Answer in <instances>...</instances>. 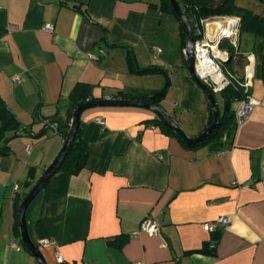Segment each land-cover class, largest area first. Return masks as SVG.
Wrapping results in <instances>:
<instances>
[{
	"label": "crops",
	"instance_id": "obj_1",
	"mask_svg": "<svg viewBox=\"0 0 264 264\" xmlns=\"http://www.w3.org/2000/svg\"><path fill=\"white\" fill-rule=\"evenodd\" d=\"M152 3L159 0H0V93L31 131L21 141L25 151L14 146L0 154V264L34 263L18 241L15 206L65 141L51 131L34 133L45 119L67 120L66 99L77 83L94 85L97 99L160 89L164 76L129 72V47L141 66L170 70L171 90L173 70L186 83L179 23ZM222 21L209 19V37ZM256 60L254 53L236 59L235 75L251 76L255 106L220 145L187 148L153 125L156 114L146 108L84 111L86 167L77 175L56 172L26 211L47 263L57 264L60 255L74 264H264V78L256 75ZM221 216L230 217L224 228L204 229ZM148 217L159 232L134 235Z\"/></svg>",
	"mask_w": 264,
	"mask_h": 264
},
{
	"label": "trees",
	"instance_id": "obj_2",
	"mask_svg": "<svg viewBox=\"0 0 264 264\" xmlns=\"http://www.w3.org/2000/svg\"><path fill=\"white\" fill-rule=\"evenodd\" d=\"M178 3L192 25L195 40H200L203 37V19L213 16H237L241 18L239 27V42L237 45L229 42L228 40H223L220 43V48L228 51L229 54L226 60L221 61L223 64L226 65L224 66L225 68L222 67L221 63H219L221 66V70L228 78L229 83L222 90L216 91L214 93L217 101L218 94H220V97L223 101V109H221L220 104L218 103L221 114L220 122L205 139L194 143H188L176 131L172 130L167 125H165L157 116L153 121V125H159L168 134L176 137L187 148L193 149L211 143L220 145L223 143V138L232 137L234 131L238 127L235 120V107L240 100L246 98L249 94L245 92L244 87L242 86L245 81L239 79L235 75L234 68H230V66L233 67V63L235 62L236 58L241 56L242 53H254L257 59L256 75H260L264 78V16L255 14L251 10L238 5L236 3V0H178ZM150 6L158 8L162 12L171 14L178 21L181 49L184 55V50L186 48L187 42L186 31L182 22L176 15L170 0H159V3H152L150 4ZM246 36H248L250 39L247 40L248 37ZM241 38L247 40V42L243 45L241 43ZM126 59L130 73L137 75L160 74L164 76V84L160 89L154 91H139L137 94L124 90H118L114 94V96L116 98L149 101L158 106H161V101L166 97L168 91L172 86L170 72L165 67L158 65L141 66L138 63L134 50L130 47L126 49ZM186 63L188 65L187 60ZM93 89L94 85L90 83H77L66 99V104L68 106L67 120L65 122H61L56 118L49 120L45 119L44 127L37 133H34V136L40 138L45 136L48 131H51L55 134H61L65 140L68 136L75 109L88 100L97 99L93 94ZM206 100L208 107L212 109V105L207 97ZM234 104L236 105L234 106ZM213 119L214 114L212 109L209 115L207 125L204 126L199 131V133L191 137H196L200 135L207 127L211 125ZM53 123H57L56 129L53 126ZM81 125L82 121L67 155L65 156L61 166L56 172L64 171L72 175H77L86 167L89 157V146L87 141L81 135ZM30 133L31 131L28 130L26 126H22L21 122L19 121L15 113L8 107L5 99L0 93V154L6 155L11 152L8 146V143L11 139L22 134ZM51 178L48 180L44 188H46ZM37 180L38 178L35 179L33 182L29 181L28 188L31 189ZM25 195H27V192L24 194V196ZM24 196L15 206V229L18 235H21L18 211ZM24 248L28 252H30L29 249L25 246V244ZM57 264L74 263L69 261H63Z\"/></svg>",
	"mask_w": 264,
	"mask_h": 264
},
{
	"label": "water",
	"instance_id": "obj_3",
	"mask_svg": "<svg viewBox=\"0 0 264 264\" xmlns=\"http://www.w3.org/2000/svg\"><path fill=\"white\" fill-rule=\"evenodd\" d=\"M171 5L182 22L186 35H187V42H186V48H185V55L186 59L188 61V68L190 75L192 78L196 81V83L199 85V87L205 92L208 100L210 101L213 109L214 119L213 122L209 127H207L200 135L196 137H189L185 131L181 128V126L160 106L149 102V101H142L137 99H125V98H112V97H105V98H98V99H91L88 100L81 105H79L73 114V118L71 121V126L68 132V136L64 141V144L59 151L56 158L52 161L50 165H48L45 170L43 171L42 175L39 177V179L36 181V183L33 185V187L30 189V191L27 193V195L24 197L23 201L20 204L19 207V224H20V232H21V238L25 246L29 249V251L32 253V255L37 260L38 264H48L44 254L42 253L39 246L34 243L32 240L28 225L26 221V211L30 203L36 198V196L41 192V190L44 188L48 180L56 173V171L61 166L65 156L67 155L70 146L77 134V131L80 127L81 123V116L84 111L99 107V106H135V107H142L149 109L153 111L156 116L169 128L176 131L186 142L188 143H194L198 142L200 140L205 139L209 133L218 125L220 122V108L218 101L215 96L216 90L212 88L211 84L204 78V76L199 73V70L197 68V61H198V55H197V40H195L194 32L192 25L186 16V14L183 12L181 6L178 3V0H170ZM237 18V23L235 24V34L234 35H225L220 33L219 37L216 40H210V45L215 43L217 41V47L220 48V42L222 40H230L233 43H235L236 34L239 32L240 22L241 18ZM210 52V53H209ZM208 56H212L214 58H219L214 55L211 47H209ZM164 239L166 240L169 245H171L170 239L164 234H161Z\"/></svg>",
	"mask_w": 264,
	"mask_h": 264
},
{
	"label": "rangeland",
	"instance_id": "obj_4",
	"mask_svg": "<svg viewBox=\"0 0 264 264\" xmlns=\"http://www.w3.org/2000/svg\"><path fill=\"white\" fill-rule=\"evenodd\" d=\"M236 3L240 6H243L247 9L251 10L255 14L264 16V0H236ZM232 17H237V16H232ZM221 18H225V17H221ZM246 37H248V36H246ZM171 39H172V36H171ZM249 39L250 38L248 37L247 40H249ZM203 40L206 41V38L204 37ZM241 40H242V42H241L242 45L247 42V40L246 39L244 40V38L243 39L241 38ZM228 41L233 43L230 40H228ZM234 42L235 43H233V44H235V45L238 44L239 32L236 34V38H235ZM221 50L226 51L224 49H221ZM226 52H228V51H226ZM248 54H251V52H246V53L244 52V53H242L241 56L237 57L236 59L238 60L242 56L247 57ZM183 57H184L183 69H184L185 73L188 75L187 81H186V83H182L181 78L179 76V71L173 70V72H174L173 73L174 88L172 90L170 89L168 91L166 97L161 101L160 107H162L181 126V128L185 131V133L189 137H191V136H194L195 134L199 133V131L204 126L207 125L208 115H210L212 109L208 107L207 100H206L207 96H205V92L199 87V85L196 83V81L190 75L188 65L185 62V60H187L185 53H184ZM136 58H137V56H136ZM222 60H223L222 58L216 59V61L218 63H221L222 67H224L226 65L221 62ZM247 62L248 61L246 60L242 64L243 65L242 67H244ZM238 67H239V63L236 62V60L233 63V67L230 66V68H234L235 70L238 69ZM168 71L170 72V70H168ZM207 80L211 84L212 88H215V86H217L216 84H214L212 82L213 81L212 79H207ZM218 103L220 104L221 109H223V101H222V98L220 97V94H218ZM235 105L236 104H234V106ZM158 127L160 130L161 127L159 125H158ZM193 132H195V134H192ZM28 137H29L28 134H22V135L16 136L13 139H11L10 142L8 143L10 150H11V147L16 146L18 149H20L19 153H21L22 150L25 151L24 149L26 147V143H25V145H23V149H22L21 141H22V139H25V138L27 139ZM29 145L31 146V148L33 147L32 143H29ZM24 155H25V157L23 158V163L27 159V156H28L27 152ZM29 169H30V167L28 168V170ZM24 178L25 177H23L22 180H24ZM21 239L22 238L20 235V237L18 238V241L23 246V242L21 241ZM34 259H35V257H34ZM33 264H38L36 259L34 260Z\"/></svg>",
	"mask_w": 264,
	"mask_h": 264
},
{
	"label": "built area",
	"instance_id": "obj_5",
	"mask_svg": "<svg viewBox=\"0 0 264 264\" xmlns=\"http://www.w3.org/2000/svg\"><path fill=\"white\" fill-rule=\"evenodd\" d=\"M217 18H219V17L213 16V17H209V18H206V19L202 20V24H203V27H204L203 37L200 40H197V43H198V45H197V55H198L197 56L198 57L197 68H198V70H199V64H200V60H201V55H200L201 52L200 51L202 49H206L207 53H208L209 52V47H211V45L209 43V41L211 39L209 38V32L207 30L208 21H209V19L210 20H212V19L217 20ZM220 19H221V17H220ZM45 29L47 31H52L53 27H52L51 24H47V25H45ZM217 35L219 37L220 34H217ZM204 37L206 38V41L203 40ZM156 51L160 52L161 49L157 48ZM223 52L225 53L226 56L224 57L225 59L223 57H219V58L223 59L222 61L226 60V58L228 57V52H226V51H223ZM91 57H92V59H95V60L99 59V56L96 55V54H92ZM209 58L211 59L212 64L217 67V70L223 74V80H222L223 81V85L219 86L218 82H216L210 74L203 75L200 72V70H199V73H201L206 80L207 79H212L213 80L212 82L217 85V86H215L214 89L216 91H220L229 83V80L225 76L223 71L221 70V66L216 61V58H214L212 56H209ZM250 79H251V76H249L247 78V80L242 84V86L244 87L245 92L249 93V94L247 95L246 98L240 100L237 103L236 107H235V120H236L237 126L241 125L244 121H246L250 117V115H251V113L253 111V108L255 106V101L252 100V98L250 97V87H251ZM14 80L19 82V79L17 77H15ZM53 126L56 129L57 128V123H53ZM26 149H27L28 152H30L31 146L30 145L27 146ZM17 188H18V184H15V189H17ZM229 222H230V217L221 216V217H219L218 219H216V220H214L212 222L205 223L204 224V229L209 231V232H212V233L213 232H217V231L221 230L222 228H224ZM159 230L160 229H159L158 222L156 220L148 217V218H146V219H144L142 221L140 230L139 231H135L133 234L136 235L139 232L143 231V232H146V233H148L150 235H153V234L158 233ZM40 244H42L44 246H48V245L51 244V242L48 239H43L40 242ZM57 262L58 263L63 262V259H62V257L60 255L57 256Z\"/></svg>",
	"mask_w": 264,
	"mask_h": 264
},
{
	"label": "bare ground",
	"instance_id": "obj_6",
	"mask_svg": "<svg viewBox=\"0 0 264 264\" xmlns=\"http://www.w3.org/2000/svg\"><path fill=\"white\" fill-rule=\"evenodd\" d=\"M222 21V18H221ZM237 23V18L235 17H226L222 22H214L212 24L213 28H220V33L225 34V35H234L235 34V24ZM210 31V39L211 40H216L217 39V34L213 33V31ZM213 46V50L214 51V55L217 57H225V53L223 51H221L218 47H217V41L215 43H213L211 45V49ZM201 60H200V64H199V70L203 75H207L210 74L213 79L218 82L219 86L223 85V74L221 72H219L217 70V67L215 65L212 64L211 59L208 56L207 50L206 49H202L201 51ZM252 74V73H251ZM250 74V75H251Z\"/></svg>",
	"mask_w": 264,
	"mask_h": 264
}]
</instances>
